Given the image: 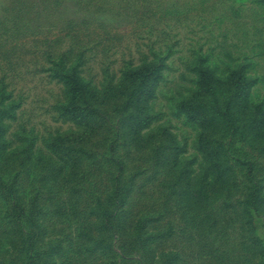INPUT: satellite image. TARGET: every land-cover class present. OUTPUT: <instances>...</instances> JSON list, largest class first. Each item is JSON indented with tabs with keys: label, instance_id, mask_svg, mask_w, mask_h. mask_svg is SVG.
<instances>
[{
	"label": "rangeland",
	"instance_id": "rangeland-1",
	"mask_svg": "<svg viewBox=\"0 0 264 264\" xmlns=\"http://www.w3.org/2000/svg\"><path fill=\"white\" fill-rule=\"evenodd\" d=\"M259 3L0 0V264H264Z\"/></svg>",
	"mask_w": 264,
	"mask_h": 264
},
{
	"label": "crops",
	"instance_id": "crops-1",
	"mask_svg": "<svg viewBox=\"0 0 264 264\" xmlns=\"http://www.w3.org/2000/svg\"><path fill=\"white\" fill-rule=\"evenodd\" d=\"M261 0H134L142 16L153 21L168 18L193 21L196 18L241 22L249 20L246 13ZM157 25V24H156ZM159 27V25H157Z\"/></svg>",
	"mask_w": 264,
	"mask_h": 264
},
{
	"label": "trees",
	"instance_id": "trees-1",
	"mask_svg": "<svg viewBox=\"0 0 264 264\" xmlns=\"http://www.w3.org/2000/svg\"><path fill=\"white\" fill-rule=\"evenodd\" d=\"M131 72H132V74H131ZM141 73L143 74V68H141L140 70H138V71H130L129 72V75L131 76V77H134V76H136V75H141ZM212 77H210V79H211ZM200 82H202L203 81V79H201V80H199ZM75 85L76 86H80L81 85V83L77 80L76 82H74L73 81V88L75 89L76 87H75ZM78 87L75 89V92H74V95H75V99H79V98H81V97H84V96H86L87 94L84 92V91H82L81 89H78ZM214 111H216V112H220V109L219 108H215L214 109ZM253 198H251L249 201H248V203L249 204H251L252 202H253Z\"/></svg>",
	"mask_w": 264,
	"mask_h": 264
}]
</instances>
